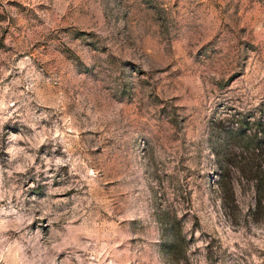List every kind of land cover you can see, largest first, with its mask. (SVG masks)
Returning a JSON list of instances; mask_svg holds the SVG:
<instances>
[{"label":"rangeland","instance_id":"374dc122","mask_svg":"<svg viewBox=\"0 0 264 264\" xmlns=\"http://www.w3.org/2000/svg\"><path fill=\"white\" fill-rule=\"evenodd\" d=\"M240 116L264 0H0V264H264L213 152Z\"/></svg>","mask_w":264,"mask_h":264},{"label":"trees","instance_id":"16d2710c","mask_svg":"<svg viewBox=\"0 0 264 264\" xmlns=\"http://www.w3.org/2000/svg\"><path fill=\"white\" fill-rule=\"evenodd\" d=\"M235 121L221 127L222 144L213 148L219 184L232 195L235 181L252 186L255 201L251 213L264 212V127L260 129L259 122L242 116Z\"/></svg>","mask_w":264,"mask_h":264}]
</instances>
